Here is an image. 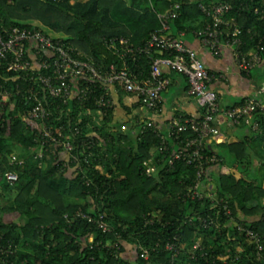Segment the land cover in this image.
Segmentation results:
<instances>
[{
    "label": "trees",
    "instance_id": "16d2710c",
    "mask_svg": "<svg viewBox=\"0 0 264 264\" xmlns=\"http://www.w3.org/2000/svg\"><path fill=\"white\" fill-rule=\"evenodd\" d=\"M215 1L220 0H0V14L8 25L47 28L53 36L84 50L98 65L108 67L111 63L122 66L123 59L106 46L105 39L126 36L134 44H144L160 30L159 14L176 2L182 7L179 17L170 22L171 29L186 34L200 31L209 18L199 4ZM222 1L233 5L228 17H235L243 29L244 50L254 49L264 37V0ZM130 61L133 69L150 73L148 56ZM0 84L20 87V94L12 97L15 108L6 113L7 121L0 129V264H167L172 252L165 249V243L173 236L178 237L180 264L262 263L257 259L255 244H250L224 214L220 230L204 229L188 221L196 214L216 211L210 209L208 198L200 201L183 196L195 181L194 166L178 161L173 169L167 167L157 176L147 175L145 163L154 157L163 159L164 154L157 149L161 139L155 132L138 134L137 115L127 131L122 130L121 121L115 122V107L107 110L99 124L84 126L82 134L95 131L101 143L93 148L92 168L70 174L67 168L61 171V162L55 163L53 157L47 158V166L42 168L29 149L35 146L38 129L25 118L28 81L21 73L8 72L1 61ZM49 102L52 104L51 98ZM69 106L73 124L79 116L86 121L85 114L79 115L83 108L77 102ZM66 117L53 122L66 123ZM256 120L259 129L253 130L251 137L221 143L225 153L216 152L218 162L210 166L205 180L213 182L233 216L262 235L264 244V111L256 114ZM18 145L25 150L21 155L16 153ZM206 151L215 153L211 146ZM14 154L26 162L12 164ZM230 159V173L219 169L215 179L212 169ZM96 164L100 168L94 167ZM9 170L20 175L14 184L5 178ZM84 174L91 179L89 186ZM3 198L8 202L3 204ZM78 210L94 220L75 216ZM149 212L161 221L146 224ZM100 219L108 222L112 231H103L97 223ZM117 233L121 234L120 241ZM196 239L202 240L210 254H228L227 263L201 256L193 259ZM157 242L160 248L152 250ZM142 247L150 249L147 258L142 255ZM260 259L264 260V250Z\"/></svg>",
    "mask_w": 264,
    "mask_h": 264
},
{
    "label": "built area",
    "instance_id": "2783aa9c",
    "mask_svg": "<svg viewBox=\"0 0 264 264\" xmlns=\"http://www.w3.org/2000/svg\"><path fill=\"white\" fill-rule=\"evenodd\" d=\"M199 6L209 21L197 34L202 45L211 54L219 56L223 48L231 49L236 64L247 74L264 62V37L258 40L254 49L244 50L243 29L235 17H228L233 10L230 2H201ZM181 7L182 4L176 2L169 10L160 13V30L154 32L144 44H134L126 36L105 39L106 46L123 59L122 66L111 63L108 67L98 65L93 57L64 38L55 37L37 26L8 25L0 14V63L4 61L8 72L21 73L28 81L26 95L29 106L25 118L38 129L35 146L29 149L39 167H46L48 160L53 157L55 163L61 162L60 170L67 168L70 174L92 168L90 161L95 156L93 148L101 143L96 139L95 131L84 135L82 130L84 126L92 128L94 123L99 124L107 110L116 107V96L125 93L133 100L129 105L136 110L135 115L138 116L135 118L138 134L143 136L145 132L152 130L161 139L157 149L164 154V158L154 157L147 161V175L157 176L167 167L173 169L178 161L194 166L195 181L187 186L183 196L200 201L208 198L211 201L210 209L216 211L196 214L189 217L188 221L204 229L215 227L220 230L223 225L221 215L224 214L240 233H244L250 244H255L257 259L264 264V260L260 259L264 250L262 235L233 216L228 203H223V198L218 196L213 182L205 180L210 166L218 162L216 152L208 154L206 151L210 140L220 134L216 123L218 119L225 117L234 125L258 130L256 114L264 111V100L259 93H255L247 96L239 105L222 106L218 91L211 85L216 75L185 44V32L180 31L179 35L170 33V22L179 17ZM142 56L151 59L148 75L133 69L129 63ZM172 72L186 77L188 94L195 98L202 115L186 117L173 114L169 119L168 132L163 133L156 116L163 109V93L172 82ZM219 76L225 78L224 75ZM97 89L101 90L99 95L96 93ZM14 94H20L19 85L10 87L0 84V129L7 121L6 113L15 108L12 101ZM50 98L52 104L49 102ZM74 101L83 108L79 115L85 114L86 121L79 116L73 124V110L69 105ZM55 112L60 115L55 116ZM64 115H67L68 122H53L61 120ZM130 126V123H125L122 130L127 131ZM25 162V158L15 154L12 156V164L22 165ZM94 167L100 168V164ZM85 176L84 174L83 177ZM5 178L10 184H14L20 175L15 170H9L5 172ZM84 182L89 186L91 179L85 178ZM75 216L94 220L82 210H78ZM145 221L146 224H154L155 221H161V218L149 212L145 215ZM97 223L103 231L110 232L113 229L105 220H97ZM117 237L120 241L121 234L117 233ZM177 238L173 236L166 240L165 249L172 252L167 264H180L182 254ZM160 246L157 242L152 250H157ZM142 249L143 257L150 256L149 248ZM1 250L3 248L0 244ZM199 256L223 263H227L229 259L228 254L208 253L202 240L196 239L192 245L191 257L196 259ZM235 258L238 259L239 255Z\"/></svg>",
    "mask_w": 264,
    "mask_h": 264
},
{
    "label": "crops",
    "instance_id": "0c3cea01",
    "mask_svg": "<svg viewBox=\"0 0 264 264\" xmlns=\"http://www.w3.org/2000/svg\"><path fill=\"white\" fill-rule=\"evenodd\" d=\"M170 33L179 35L174 29H171ZM183 39L185 44L191 47L195 51L196 56L204 62L206 68L216 75L211 85L218 91L222 106H233L243 101L247 96H251L255 93H259L264 100V62L247 74L241 71L236 64L231 49L223 48L219 56L211 54L209 50L202 45L196 31L188 34L184 33ZM219 75H224L225 78ZM171 79L172 82L169 88L163 93V109L156 116L165 133L168 132L169 119L173 114L198 116L201 110L195 98L188 94V81L186 77L181 73L173 72L171 73ZM170 93L174 100L172 104H170ZM116 98L118 102L115 107V122L121 121L123 125L125 123L132 124L131 122L136 112V110L129 105L133 101L132 98L125 93H120ZM216 123L220 129V134L212 138L209 143L215 152H220L219 146H221V143H231L246 139L251 137L253 132L249 126L234 125L225 117H220ZM219 169L227 174H229L231 170L228 164L217 166L212 169V175L216 176Z\"/></svg>",
    "mask_w": 264,
    "mask_h": 264
},
{
    "label": "rangeland",
    "instance_id": "374dc122",
    "mask_svg": "<svg viewBox=\"0 0 264 264\" xmlns=\"http://www.w3.org/2000/svg\"><path fill=\"white\" fill-rule=\"evenodd\" d=\"M46 31H48V29L46 28L45 29ZM52 35V34H51ZM256 71V70H255ZM255 73V72H254ZM264 75V74H263ZM172 92V91H171ZM171 95V93L169 94V96ZM172 101H174L173 100V97H172V95H171V97H170V104H172ZM240 126H244V125H240ZM18 147V148H17ZM16 148H17V150H16V153H18V154H22V153H20V152H23V151H25L24 150V148H22L21 146H17ZM219 150H220V152L221 153H225V149H223V147L222 146H219ZM227 164H231V159L229 160V161H227ZM214 178L215 179H218V175H216V176H214ZM1 202L3 203V204H5V203H7L8 202V199L7 198H3L2 200H1Z\"/></svg>",
    "mask_w": 264,
    "mask_h": 264
}]
</instances>
